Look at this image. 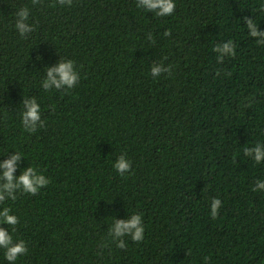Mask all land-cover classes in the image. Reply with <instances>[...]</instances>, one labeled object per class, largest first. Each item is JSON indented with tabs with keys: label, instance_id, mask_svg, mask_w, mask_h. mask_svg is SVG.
<instances>
[{
	"label": "trees",
	"instance_id": "1",
	"mask_svg": "<svg viewBox=\"0 0 264 264\" xmlns=\"http://www.w3.org/2000/svg\"><path fill=\"white\" fill-rule=\"evenodd\" d=\"M175 4L158 17L137 0H0V163L19 152L14 175L33 166L50 180L0 205L20 221L0 227L28 248L15 264H264V189L253 191L264 162L244 155L264 144V45L243 20L264 31V0ZM228 40L236 55L217 63ZM61 58L80 79L45 91ZM160 63L171 74L153 76ZM32 97L45 124L29 133L20 113ZM120 155L131 162L123 176ZM137 213L144 240L118 248L109 229Z\"/></svg>",
	"mask_w": 264,
	"mask_h": 264
},
{
	"label": "clouds",
	"instance_id": "2",
	"mask_svg": "<svg viewBox=\"0 0 264 264\" xmlns=\"http://www.w3.org/2000/svg\"><path fill=\"white\" fill-rule=\"evenodd\" d=\"M61 5H72V0H56ZM41 3V0H32V4L36 5ZM55 7V4L52 5ZM137 7L146 11L154 12L158 17L170 16L176 9L175 0H137ZM261 12H264V5H261ZM30 9L22 7L16 12L15 28L21 35L26 38L27 33H31L34 28L27 21L29 19ZM245 27L248 30V35L257 38L256 42L259 45H264V31L258 30V24L254 19L248 17L243 18ZM165 36L171 35L170 30L164 33ZM148 38L152 40V35L149 33ZM237 45L232 41L217 44L213 51L218 53L216 60L217 63H223L226 57H235ZM40 59V57H37ZM73 60H65L61 58L57 66L46 68V79L41 82V87L45 91L52 89L66 90L72 89L80 79V76L75 68ZM172 66L164 67L162 63L154 64L151 69L153 76H159L160 73L171 74ZM219 75V71L217 72ZM230 75V74H229ZM24 110L20 113L21 123L25 131L34 133L38 127H44L45 122L41 119L40 104L35 97L25 98L23 100ZM250 106V104H249ZM244 155L252 157L255 163L259 164L264 162V144L257 143L254 147L245 148ZM21 153L15 152L8 159L0 163V205L4 204L7 200L15 201L17 193H26L36 195L39 190L46 187L50 180L40 173L37 168L30 166L21 171L19 176L14 175L17 171L18 161L21 160ZM117 172L123 176L131 169V162L125 155H120L114 164ZM264 189V181H256L253 191ZM221 200L213 198L211 202L210 215L212 219L218 217V212L221 207ZM17 215L12 214L10 207H3L0 210V225L7 224L12 226V231H15V226L19 224ZM145 228L142 222V214H132L127 220L114 221L109 229V235L114 241H118L116 246L120 249L126 248V243L123 237L129 236L134 242H141L144 240ZM107 245H101L106 247ZM0 249L4 250L5 259L9 264H15L20 256L26 255L28 252L27 245L23 239L14 240L13 236L3 227H0ZM208 257L204 260L207 264Z\"/></svg>",
	"mask_w": 264,
	"mask_h": 264
}]
</instances>
